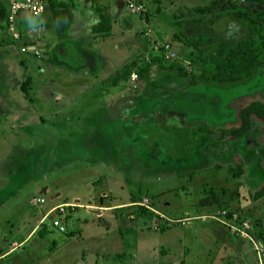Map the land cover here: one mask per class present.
<instances>
[{"label": "rangeland", "instance_id": "rangeland-1", "mask_svg": "<svg viewBox=\"0 0 264 264\" xmlns=\"http://www.w3.org/2000/svg\"><path fill=\"white\" fill-rule=\"evenodd\" d=\"M70 1L80 7L62 37L49 8L17 18L26 45L44 39L48 56L10 43L0 21V264H264V194L252 197L264 184V122L224 143L202 135L185 145L180 129L200 117L235 122L232 110L264 97V62L246 81L198 84L181 103L186 77L151 93L134 71L109 83L134 58L185 59L190 39L219 53L244 27L216 11L201 22L186 13L210 0H161L156 11L155 0ZM102 12L111 34L92 37ZM162 72L154 65L151 76ZM211 191L225 200L200 204ZM71 200L59 230L47 210Z\"/></svg>", "mask_w": 264, "mask_h": 264}, {"label": "trees", "instance_id": "trees-1", "mask_svg": "<svg viewBox=\"0 0 264 264\" xmlns=\"http://www.w3.org/2000/svg\"><path fill=\"white\" fill-rule=\"evenodd\" d=\"M44 1L45 9L49 8L52 12L51 15L58 35L60 37L64 36L67 27L73 19V9L80 7L78 1ZM155 1L157 5L155 9H153L154 11L160 8L159 2L161 0ZM6 2L8 6V0H6ZM194 11L198 12L199 15L193 14ZM212 11H216L215 16L217 18L226 15L240 23L244 27L245 34L225 46L219 53L208 49L206 45H202L201 42L196 39H190V44L193 49L185 59L178 55L170 61L164 60L162 55H153L150 58H134L114 72L109 81L110 85H118L121 80H124L134 71L139 79L146 81L147 87L151 93L164 91L169 80L177 77H186L189 81V87L184 90L185 93L177 99V102L181 103L180 99L182 96L193 99L192 96L196 93H201L200 90H203V88H201L203 85L205 87L212 85L210 83H214L222 86H229L234 82H243L254 76L256 68L261 66L264 62V0H210L205 4H197L188 7L186 13L190 14L193 21L201 22L203 16ZM7 13L8 8L0 13V21L4 20L1 31L4 32V34H8L11 43L15 38L12 37L7 30ZM111 23L112 17L108 13H100L99 18L91 26V35L93 37H105L110 35ZM16 26L19 29V26ZM19 38L21 43H27L26 39H22L21 31ZM21 62L23 61L21 60ZM154 65H156L159 70H164L165 72L156 76H151ZM189 66H191V69L188 68ZM30 79L31 78L27 76L23 82H21L22 88L26 87L25 84L30 83ZM198 84L203 85L197 86ZM150 101L154 102V98H150ZM158 102L159 101L149 107H161V105H157ZM231 115L232 117H236V121L229 124H226V119L222 118L220 120H214L200 117L198 119L189 120L180 128L186 129L189 132V135L183 142L187 145L186 143L189 144L191 141L193 142L194 138L206 135L212 137L218 143H224L227 139H241L242 137L253 134L255 131L254 128H252L253 122L256 121V119L264 122V97L248 100L241 104L236 112L232 110ZM243 146H247L246 141ZM244 159L245 157L241 154L238 156L235 166H232V173L235 176L243 174ZM263 194L264 184L252 193V197L258 198ZM224 200V196L221 192L211 191L202 196L199 199V203L202 205L212 203L220 204ZM220 209H223V206L219 208V211ZM139 211L143 213L149 210L145 206H141ZM223 213L224 216H232V212L230 211L223 210ZM236 217L237 216H235V218ZM43 221L41 223H43Z\"/></svg>", "mask_w": 264, "mask_h": 264}, {"label": "built area", "instance_id": "built-area-1", "mask_svg": "<svg viewBox=\"0 0 264 264\" xmlns=\"http://www.w3.org/2000/svg\"><path fill=\"white\" fill-rule=\"evenodd\" d=\"M127 6H133V3H127ZM45 10V1L44 0H8V13H7V30L14 38L20 37V31L18 30L16 26L17 18L23 13L27 12L29 14L33 15H39ZM18 16V17H17ZM166 48H169V44L165 45ZM29 48V45L22 44L20 46V49L22 51H25ZM32 50L36 54L42 53V49L37 46L36 44L33 46ZM174 55V52L171 53ZM176 56V55H175ZM144 202L147 201V198H143ZM37 201L42 202L43 198L40 197L37 199ZM143 202V203H144ZM79 203L71 200L69 202H60L52 205L47 210V215H51V225H54L59 228V230L65 231L66 225L64 223V220L66 219L67 215V206H76ZM146 205V204H145Z\"/></svg>", "mask_w": 264, "mask_h": 264}, {"label": "crops", "instance_id": "crops-1", "mask_svg": "<svg viewBox=\"0 0 264 264\" xmlns=\"http://www.w3.org/2000/svg\"><path fill=\"white\" fill-rule=\"evenodd\" d=\"M118 1H119V0H116L117 3H118ZM121 1H122V0H121ZM45 10H47V9H45ZM45 10H44V11H45ZM44 11H43V12H44ZM43 12H42V13H43ZM73 16L75 17V15H74V9H73ZM72 20H73V19H72ZM95 21H96V20H95ZM95 21H94V22H95ZM94 22H93V23H94ZM93 23H92V24H93ZM92 24H91V26H92ZM71 25H72V23L68 26V29H69V30L73 28V26H71ZM66 31H67V30H66ZM91 36H92V35H91ZM92 37H93V36H92ZM97 38H101V37H97ZM95 41H96V40H95ZM35 43H38V44H41V45L44 44V50H42V54H43V55H46V56L49 55V52H47V51L45 50V49H46V44L44 43V39L38 40V41L35 42ZM95 50H97V49H95ZM63 202H64V201H63ZM58 203H60V202H58ZM55 204H56V203H55Z\"/></svg>", "mask_w": 264, "mask_h": 264}, {"label": "water", "instance_id": "water-1", "mask_svg": "<svg viewBox=\"0 0 264 264\" xmlns=\"http://www.w3.org/2000/svg\"><path fill=\"white\" fill-rule=\"evenodd\" d=\"M118 4V3H117ZM119 5V4H118ZM120 5H123V0L121 1V4ZM37 45V46H39L42 50H44V44H38V43H35V42H33V41H31L30 43H29V49L31 50L32 48H33V46L34 45Z\"/></svg>", "mask_w": 264, "mask_h": 264}]
</instances>
